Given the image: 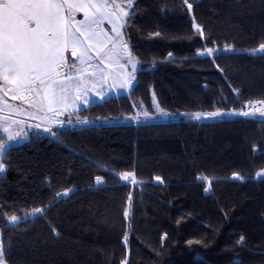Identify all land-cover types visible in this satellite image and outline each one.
I'll use <instances>...</instances> for the list:
<instances>
[{
  "label": "trees",
  "instance_id": "1",
  "mask_svg": "<svg viewBox=\"0 0 264 264\" xmlns=\"http://www.w3.org/2000/svg\"><path fill=\"white\" fill-rule=\"evenodd\" d=\"M187 4L135 0L131 90L78 111L89 124L6 150L5 264H264V116H230L264 103V0ZM135 103L169 118L123 122Z\"/></svg>",
  "mask_w": 264,
  "mask_h": 264
},
{
  "label": "rangeland",
  "instance_id": "2",
  "mask_svg": "<svg viewBox=\"0 0 264 264\" xmlns=\"http://www.w3.org/2000/svg\"><path fill=\"white\" fill-rule=\"evenodd\" d=\"M135 0H105L106 6L109 9H114L119 14L120 23L116 24V27L112 23L113 21H107L101 16H96L94 20L89 21L93 24L94 29L103 31L105 34L111 36V41L105 46V51L98 55L93 56L84 60L74 61V63L68 64L70 58L66 59L62 63L60 62L59 68L60 76H68L66 80L71 82H79L81 78L86 79L87 83L81 86H70L69 91L64 92V94L76 95L79 94L81 101V106L79 108L68 109L66 107H56L54 110L46 113V109L43 105L45 104L43 93L38 89V80L35 83L26 84L24 87L18 85L14 82V79L9 80L0 79V113L2 114V119L0 120V143H5L7 149L18 143L26 142L30 133L37 132L45 135H58L64 133V131L71 127L72 125L89 124V120H81L76 116L77 112L81 109L89 106L91 102L96 99L102 100L103 98H108L111 95L115 87H117V80L124 82V85L120 84V91H125L124 93L131 90L138 71L139 63L131 55L129 47L123 37V28L128 15L131 12V7L133 6ZM85 4V3H83ZM88 4V3H87ZM78 10L72 9L69 12L71 18L76 19L79 23L84 22V16L82 11V5L77 6ZM125 13H128L126 16ZM88 24L89 22L85 20ZM109 25V26H107ZM78 26V25H77ZM79 27V26H78ZM81 54V53H80ZM76 53V58L81 55ZM70 57V55L68 54ZM74 64V67L72 66ZM105 67L108 65L109 69L102 72H106L111 81H114L115 85L109 83V85H104L102 72H100L99 67ZM112 67V68H111ZM69 77H71L69 79ZM65 78V77H63ZM65 79H61L63 81ZM90 80V81H89ZM69 82V83H71ZM74 83V84H75ZM108 89V90H107ZM71 90V91H70ZM24 91V92H22ZM61 91V86H60ZM20 94V96H19ZM123 94V93H122ZM119 95V94H117ZM103 101V100H102ZM136 115L130 119H124L123 122L127 120L140 122L143 120H157V119H168L169 115H161L160 109L156 107V113L151 114L143 105L135 103ZM44 108V109H43ZM37 109V110H36ZM261 116V115H260ZM5 129L7 131H5ZM62 130H64L62 132ZM11 137L12 139H8ZM0 163L2 158H0ZM4 164V163H3ZM5 170H6V165ZM132 176L127 174L124 180L130 181ZM0 253L1 242H0ZM3 259V258H2ZM4 262V260H3ZM5 264V262H4Z\"/></svg>",
  "mask_w": 264,
  "mask_h": 264
},
{
  "label": "snow or ice",
  "instance_id": "3",
  "mask_svg": "<svg viewBox=\"0 0 264 264\" xmlns=\"http://www.w3.org/2000/svg\"><path fill=\"white\" fill-rule=\"evenodd\" d=\"M63 2H67V0H63ZM184 2L187 4V0H184ZM59 3H61V0H0V79L4 78V72L7 69L9 76L14 78V82L24 87L29 81L35 83L39 79L37 74L44 73L50 76L53 66H59V62L63 60L61 42L64 34L59 30L57 13L52 8L53 5ZM129 3H131V0H129ZM187 8L191 10L192 5L187 4ZM125 15L127 16L128 13H125ZM32 25L35 26L33 27ZM193 26L198 30L200 28L196 24ZM200 34L203 35L202 31ZM156 35H159V33ZM71 43L74 45L80 44L74 34L71 37ZM259 48L264 51V43L260 44ZM215 51L217 50L209 48L205 53H200V55H214ZM73 55H75V52H73ZM169 55L171 56V53ZM72 66L74 67V64ZM40 82L43 83V80ZM61 91H67L63 85L61 86ZM66 98V96L62 97V99ZM160 114L167 115L162 110H160ZM219 115H221L219 112H196L192 114L191 118L199 121L205 118H215ZM238 115L249 117L250 113L241 112ZM5 131L7 130L5 129ZM8 139L12 138L8 137ZM6 150L7 145L0 143V158L3 157ZM4 172L5 166L0 163V174ZM233 178L243 179L236 173L233 174ZM159 179L157 177V180ZM96 181L99 186L101 178L96 177ZM208 191L209 189L206 188L205 192ZM67 195H69L68 191L63 193V196ZM61 198V194H57V200ZM31 215L43 217L44 210L36 209ZM124 215L125 217L128 216L127 210ZM10 222L18 224L19 220L13 216ZM243 240L244 237L241 236L237 243H242ZM188 243H200V241H189ZM0 264H4L2 253H0Z\"/></svg>",
  "mask_w": 264,
  "mask_h": 264
},
{
  "label": "crops",
  "instance_id": "4",
  "mask_svg": "<svg viewBox=\"0 0 264 264\" xmlns=\"http://www.w3.org/2000/svg\"><path fill=\"white\" fill-rule=\"evenodd\" d=\"M78 5H82V8L84 10L82 11L84 16V20H83L84 22L83 23L80 22L81 24H78L79 22L76 19L71 18V15H69V12H71L72 9L78 10L77 8ZM106 5L107 3L105 2V0H67V2H63V0H61V3L52 6L54 11H56L57 13V22H58L59 30L64 34L62 36V42H61V48L63 50V60L60 61L61 63L69 58L70 61H68V64L74 63V61L76 60L78 61L80 60V58L84 60H88L90 56L96 57V55L103 53V51H105L106 48L105 46L112 40L111 36L109 34H105L101 30L99 31L98 27L97 30L94 29L93 24L89 21V18L92 21L94 20L95 15L101 16L107 21H113L112 23L116 27V24L118 25V22L120 23V18H118L119 14L114 9H109V6ZM85 20L88 21L89 23L87 24ZM32 26L34 27L35 25ZM77 29H79V31H77ZM73 34L80 41V44L74 45L71 43V37ZM73 52H75V55H73ZM77 52L78 54L80 53L82 54V55L80 54L81 57L78 56L76 58ZM68 54L70 55V57L68 56ZM92 65L96 66V64H92ZM108 67L109 66L106 65L104 68L99 67V69L103 68V71H105L106 69L110 68ZM58 68L59 66L54 65L53 68L51 69L50 76L45 75L44 73L37 74L39 76V79H37L38 80L37 90L41 91L40 93H43V96L46 95L44 98L45 104L43 105L46 108L44 110L46 113L50 112V110H54V108L56 107L63 106L68 109H72V108L76 109L79 108V106H81V103H79L81 101L79 94H77V96L64 94V92L60 91V86L63 85V87L67 91H69L70 86H74L75 89V86L77 87V86H81L82 84L83 85L86 84L87 80L81 78L77 83L73 81L71 82L70 80H66L68 76L66 75L60 76L59 75L60 72L57 71ZM101 69L99 70L100 72H102ZM102 75L103 78L101 80H103L104 85L105 84L109 85V83L115 85L114 81L110 80V77L106 72L105 73L102 72ZM4 77L6 78L5 80H9L10 78L14 79L13 77L9 76L7 69H5ZM61 79H65V80L61 81ZM41 80H43V83L40 82ZM31 83L32 82L29 81L27 84H31ZM121 83L124 85V82H121L118 79L116 82L117 87H115L113 90L115 92H112L111 95H108L109 96L108 98L125 92V91H120L121 88L119 86ZM65 96L67 98L62 99V97ZM105 99L103 98L102 100ZM102 100L96 99L95 101H102ZM92 103L93 102H91V104Z\"/></svg>",
  "mask_w": 264,
  "mask_h": 264
},
{
  "label": "built area",
  "instance_id": "5",
  "mask_svg": "<svg viewBox=\"0 0 264 264\" xmlns=\"http://www.w3.org/2000/svg\"><path fill=\"white\" fill-rule=\"evenodd\" d=\"M241 112H249L250 116L252 117L254 115H261L264 116V103L262 101H251L249 102L241 111L239 112H231L230 116H243V115H238V113ZM245 117V116H244ZM2 119V114L0 113V120ZM64 130H62L63 132Z\"/></svg>",
  "mask_w": 264,
  "mask_h": 264
}]
</instances>
